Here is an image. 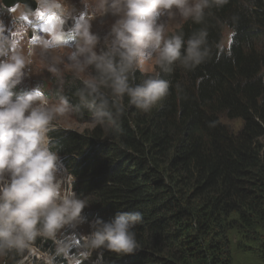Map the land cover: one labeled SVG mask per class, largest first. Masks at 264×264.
<instances>
[{
  "label": "trees",
  "instance_id": "obj_1",
  "mask_svg": "<svg viewBox=\"0 0 264 264\" xmlns=\"http://www.w3.org/2000/svg\"><path fill=\"white\" fill-rule=\"evenodd\" d=\"M212 11L205 24L209 40L221 47L192 71L177 64L162 74L170 95L150 112L128 107L125 96L115 131L94 122L76 95L82 80L65 84L76 116L95 123L49 133L75 192L87 201L82 215L110 221L117 212L143 214L135 228L140 248L95 251L104 264H235L233 248L245 247L257 249L264 264V0H229ZM233 15L239 24L225 45L227 27L218 21ZM204 26L188 20L175 32L187 39ZM148 75L137 70L135 82ZM224 119H240L242 126L235 131ZM50 243L36 241L44 251L54 250L43 246ZM57 264L65 261L58 257Z\"/></svg>",
  "mask_w": 264,
  "mask_h": 264
},
{
  "label": "clouds",
  "instance_id": "obj_2",
  "mask_svg": "<svg viewBox=\"0 0 264 264\" xmlns=\"http://www.w3.org/2000/svg\"><path fill=\"white\" fill-rule=\"evenodd\" d=\"M38 3L37 11L25 13L10 36L0 27V257L14 254L22 258L18 264H24L38 239L54 244V250L38 255V264H57L58 257L65 264H84L93 251L101 249L132 254L140 248L135 228L143 222V214L117 212L110 221L87 220L82 215L87 201L77 195L72 175L53 150L49 133L56 130L62 118L79 109L69 104L62 87L55 98L40 87L20 95L13 89L21 83L26 66L36 59L42 65L47 60L48 70L57 77L71 69L83 82L76 95L93 121L106 131H115L125 111V96L128 107L148 113L170 95L171 82L162 74H171L177 64L192 71L211 59L213 49L221 44L209 40L205 21L213 16V9H222L229 0H83L89 12L74 26L71 46L64 31L72 11L67 0ZM109 12L118 17L111 26L112 39L97 52L99 37L90 30V21ZM165 15L170 19L178 15L183 21L205 26L187 39L183 31L167 35L165 24L159 22ZM37 17L44 27L34 33L33 42L28 33L34 25L28 21ZM239 19L233 15L218 24L221 29L227 27L228 36L234 37ZM152 60L159 71L136 83L135 72ZM89 66L94 67L96 75H84ZM175 88L178 98L183 99L182 86L177 83ZM58 162L72 178L74 191ZM85 221L91 230L83 236V251L72 254L71 242L60 238L68 226L76 229ZM94 256L93 264H104L102 253Z\"/></svg>",
  "mask_w": 264,
  "mask_h": 264
},
{
  "label": "rangeland",
  "instance_id": "obj_3",
  "mask_svg": "<svg viewBox=\"0 0 264 264\" xmlns=\"http://www.w3.org/2000/svg\"><path fill=\"white\" fill-rule=\"evenodd\" d=\"M67 3L69 4L72 10L71 15L67 21L73 19L74 25L72 28L68 30H66L64 26V31L66 33L68 44L69 46H71L73 43L72 37L74 36V32L72 30L74 29V26L80 22L81 16H86L88 14L89 10L83 3V0H67ZM4 8L5 7L0 0V27H3L5 29L4 35L10 36V34L13 31H15L17 24L23 22L21 19L25 14L24 5L19 4L11 9H7V8L4 9ZM38 8H39V3H38ZM117 18L118 17L112 15L109 12L104 15H97L90 21L91 24L90 30L99 37V42L96 49L97 52H100L105 49L106 40L110 41L112 39L110 35V30L112 24L115 22ZM39 19H40L39 17H37L35 20L33 18L30 21H28V23L31 24L32 21L37 22ZM159 22L165 24L166 34L168 35L169 33L175 32V30H177V28H179L184 21L181 20L178 15L171 19L167 15H165L160 18ZM39 27L43 28L44 24L40 25ZM230 41H231V37L228 36V29H225L223 42L225 45H228ZM47 63L48 61L45 60L44 64L42 65L41 62L38 59H36V61L33 64L26 66L24 70L25 75L22 78L21 83H19L13 89L14 93L16 95H20L34 88L40 87L49 97L55 98L56 93L60 87H62L64 90L68 78L71 77V80L75 78L71 69L65 70L62 73V77H57L55 74L51 73L48 70L46 66ZM60 67L63 68V65H60ZM142 71L149 74L156 72V66L154 60L146 61ZM77 75L80 74L77 73ZM84 75L92 76L90 66L85 70ZM223 121L226 122L235 131H238L242 126V121L240 119H236V120L224 119ZM94 125L95 123L93 122L85 121L80 117L78 118L74 112L72 116L62 118L58 122L57 126L66 129L84 131L93 128ZM262 141L264 142V139ZM58 166H59V162H58ZM59 168L61 173H64L69 188L72 191H74L71 183L72 178L69 177V174L66 172L67 170L62 165H60ZM90 230H91L90 224L86 221L81 225H79L76 229H72L71 226H68L64 230V233L60 239L61 241H63V239L66 237L71 242L72 245L70 249V253L75 254L80 251H83L82 249L83 236L88 234ZM43 246L44 247L49 246L50 248L51 247L54 248L53 241L52 243H50V245L44 244ZM42 252L45 251L38 246L33 248L32 253L29 255L28 260L25 261L24 264H38L37 257ZM233 252L235 254V260H236L235 264H260L261 262L257 253V249H254L252 247H245L243 249L241 248V250L240 248L237 249L233 248ZM94 253L95 251L91 253V256L88 259H84L83 263L93 264V262L96 260ZM17 257L18 256L14 254H10L7 257H0V264H18V261L22 258L21 257L17 258Z\"/></svg>",
  "mask_w": 264,
  "mask_h": 264
},
{
  "label": "water",
  "instance_id": "obj_4",
  "mask_svg": "<svg viewBox=\"0 0 264 264\" xmlns=\"http://www.w3.org/2000/svg\"><path fill=\"white\" fill-rule=\"evenodd\" d=\"M2 4L10 9L16 5L22 4L24 5V12H32L34 13L38 7V1L37 0H1ZM74 24V20H69L65 24V29L68 30L72 27ZM29 36H32V30L29 31Z\"/></svg>",
  "mask_w": 264,
  "mask_h": 264
},
{
  "label": "bare ground",
  "instance_id": "obj_5",
  "mask_svg": "<svg viewBox=\"0 0 264 264\" xmlns=\"http://www.w3.org/2000/svg\"><path fill=\"white\" fill-rule=\"evenodd\" d=\"M2 3V2H1ZM41 31V30H40ZM31 38L33 39V42H35V36L32 34Z\"/></svg>",
  "mask_w": 264,
  "mask_h": 264
},
{
  "label": "built area",
  "instance_id": "obj_6",
  "mask_svg": "<svg viewBox=\"0 0 264 264\" xmlns=\"http://www.w3.org/2000/svg\"><path fill=\"white\" fill-rule=\"evenodd\" d=\"M40 31H38L37 33H39Z\"/></svg>",
  "mask_w": 264,
  "mask_h": 264
},
{
  "label": "snow or ice",
  "instance_id": "obj_7",
  "mask_svg": "<svg viewBox=\"0 0 264 264\" xmlns=\"http://www.w3.org/2000/svg\"><path fill=\"white\" fill-rule=\"evenodd\" d=\"M51 18H49V20H50Z\"/></svg>",
  "mask_w": 264,
  "mask_h": 264
}]
</instances>
